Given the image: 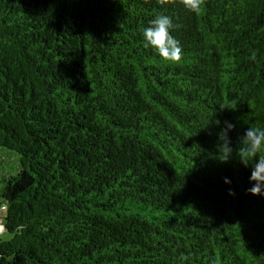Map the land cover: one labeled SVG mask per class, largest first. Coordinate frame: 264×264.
Returning a JSON list of instances; mask_svg holds the SVG:
<instances>
[{
  "label": "trees",
  "instance_id": "1",
  "mask_svg": "<svg viewBox=\"0 0 264 264\" xmlns=\"http://www.w3.org/2000/svg\"><path fill=\"white\" fill-rule=\"evenodd\" d=\"M160 14L179 62L144 46ZM225 122L234 149L264 127V0H0V148L17 160L0 264H264V198L222 162Z\"/></svg>",
  "mask_w": 264,
  "mask_h": 264
},
{
  "label": "clouds",
  "instance_id": "2",
  "mask_svg": "<svg viewBox=\"0 0 264 264\" xmlns=\"http://www.w3.org/2000/svg\"><path fill=\"white\" fill-rule=\"evenodd\" d=\"M204 0H180L181 6L192 14H199ZM174 28L172 18L168 15H157L147 27L143 29L142 37L145 47L152 48L166 62H179L182 58V48L179 41L171 35ZM235 125L225 122L224 128L218 133L222 162H228L234 155L238 156L239 163L245 168H250L247 194L264 198V127H248L239 137L240 147L233 148L229 139V132ZM223 183L229 185L230 179L225 178ZM229 196H235L231 189Z\"/></svg>",
  "mask_w": 264,
  "mask_h": 264
},
{
  "label": "rangeland",
  "instance_id": "3",
  "mask_svg": "<svg viewBox=\"0 0 264 264\" xmlns=\"http://www.w3.org/2000/svg\"><path fill=\"white\" fill-rule=\"evenodd\" d=\"M16 154L0 148V175L13 174L17 170ZM1 230V229H0Z\"/></svg>",
  "mask_w": 264,
  "mask_h": 264
},
{
  "label": "built area",
  "instance_id": "4",
  "mask_svg": "<svg viewBox=\"0 0 264 264\" xmlns=\"http://www.w3.org/2000/svg\"><path fill=\"white\" fill-rule=\"evenodd\" d=\"M0 229H1V226H0Z\"/></svg>",
  "mask_w": 264,
  "mask_h": 264
}]
</instances>
